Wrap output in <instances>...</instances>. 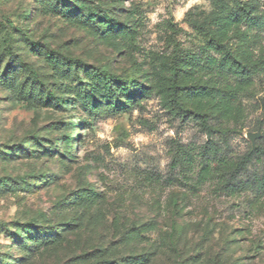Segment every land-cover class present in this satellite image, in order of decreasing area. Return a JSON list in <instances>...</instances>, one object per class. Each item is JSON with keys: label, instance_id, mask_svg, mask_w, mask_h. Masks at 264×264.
I'll return each mask as SVG.
<instances>
[{"label": "rangeland", "instance_id": "374dc122", "mask_svg": "<svg viewBox=\"0 0 264 264\" xmlns=\"http://www.w3.org/2000/svg\"><path fill=\"white\" fill-rule=\"evenodd\" d=\"M262 98L264 0H0V264H264Z\"/></svg>", "mask_w": 264, "mask_h": 264}, {"label": "trees", "instance_id": "16d2710c", "mask_svg": "<svg viewBox=\"0 0 264 264\" xmlns=\"http://www.w3.org/2000/svg\"><path fill=\"white\" fill-rule=\"evenodd\" d=\"M220 48L222 50H225V46L224 45H220ZM228 57H226L228 61H232L233 63H235L237 66L242 67L243 65L241 64L240 61H238L234 56L231 55V53L228 51ZM208 63L210 65H212L213 67L216 68V70L218 71L217 73L221 74V67L219 68L218 63H217V59L213 56H211L208 59ZM219 69V70H218ZM210 74H212V72H210ZM249 79H241L238 80L236 82V88L239 91L245 90L247 89L248 85L250 84ZM188 88H190L189 86H181L179 88V92L184 93L188 90ZM175 90V89H174ZM174 91V97H178V93ZM222 93H224L223 91H220L218 89L216 90H212L209 92V95H213L214 97H219L222 95ZM180 94V95H181ZM227 97V96H226ZM260 108L261 110L264 112V98H262V102L260 104ZM196 118H202L201 114H197V116H195ZM201 124V126H203V130L206 132L208 138H211V130L207 124V122H205V120H200L199 122ZM255 147L253 148V146H250V150L248 153H246L244 156L240 157L238 159V162L236 164L235 167H231L228 164V161L225 160L224 158H219L218 160H216V169H220L223 173V177L225 178V187L227 189H229V191H232L235 189L236 185H238V183L240 182V176H249L250 175V170L249 168L252 167V165L255 164H259L260 169H259V174H255L253 176H249L254 187L260 191V192H264V129L262 131V134L259 138H257V140L255 141ZM201 175H202V179H207L208 176H210L211 174V170L209 169V166L206 162L203 163L202 168H201Z\"/></svg>", "mask_w": 264, "mask_h": 264}, {"label": "water", "instance_id": "95a60500", "mask_svg": "<svg viewBox=\"0 0 264 264\" xmlns=\"http://www.w3.org/2000/svg\"><path fill=\"white\" fill-rule=\"evenodd\" d=\"M261 134H262L261 131L248 132L247 133V137L251 141L253 148L255 147V141H256V139L259 138L261 136Z\"/></svg>", "mask_w": 264, "mask_h": 264}]
</instances>
